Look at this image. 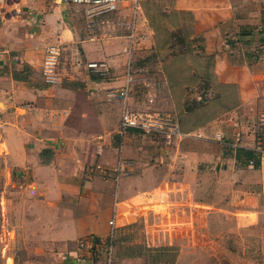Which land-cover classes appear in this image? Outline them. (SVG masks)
<instances>
[{
    "label": "crops",
    "instance_id": "obj_1",
    "mask_svg": "<svg viewBox=\"0 0 264 264\" xmlns=\"http://www.w3.org/2000/svg\"><path fill=\"white\" fill-rule=\"evenodd\" d=\"M255 1L264 10V0ZM71 7L60 0H0V264H103V251L80 249L79 241L106 242L111 232V264H116V232L133 222L129 219L144 216L147 221L161 206L174 218L180 211L190 219L195 198L209 207L198 200L194 187L199 170L210 164L220 163L221 170L240 176L241 167L252 170L264 194V127L259 128L264 109L258 106L264 101V35H252L250 23L233 16L234 1L175 3L176 9L193 14L203 55L213 57L214 89L233 91L235 107L213 119L218 121L197 117L194 122L195 114L187 113L184 103L199 100L189 90L204 82L189 79L190 73H199L193 67L172 66L178 78L159 74L158 85L166 83L173 113L168 114L185 118L181 132L190 136L169 147L161 138L134 130L117 136L124 102L108 95L124 86L129 64L134 72L135 34L114 55L107 41L83 40L75 33ZM231 21L239 23L234 33L227 30ZM260 21L264 24V17ZM49 45L61 48L55 84L42 73ZM89 63L105 64L108 76L88 69ZM135 97L131 86L130 109L145 102ZM193 139L202 145L191 146ZM207 139L219 146L216 159L204 144ZM242 148L260 154L258 169L238 163L236 151ZM119 159L128 167L117 176ZM196 213L208 218L206 210ZM169 230L165 226L158 232Z\"/></svg>",
    "mask_w": 264,
    "mask_h": 264
},
{
    "label": "rangeland",
    "instance_id": "obj_2",
    "mask_svg": "<svg viewBox=\"0 0 264 264\" xmlns=\"http://www.w3.org/2000/svg\"><path fill=\"white\" fill-rule=\"evenodd\" d=\"M178 1L181 0H140L135 15L130 3L109 15L92 16L86 8L79 6L70 9L75 33L83 40L93 37L107 41L105 43L112 48L114 55L118 54L119 44L126 41L127 36L135 34L133 91L136 99L141 98L145 102L131 107L132 110L173 114L169 111L166 98V83L164 87L160 86L158 78L162 74L164 79H168V69L164 71L163 66H195L202 73L196 75L200 79L204 77V72L211 70L206 57L191 52L192 38L197 37L194 17L190 11L176 9L175 3ZM229 1L235 2V7L229 11L233 12L234 17L250 23L248 28L252 35H264V24L260 21L264 17V10L258 8L255 0ZM227 27L228 31L234 33L239 23L231 21ZM199 78L192 77L196 80L194 84ZM197 88L189 91L191 94L196 92L198 97L201 88ZM263 102L258 104L261 111L264 109ZM212 103L217 104L216 101ZM212 103L201 112L214 110L210 117H222L225 111L218 109L217 105L213 107ZM251 108H248V112H253ZM246 119L250 120L249 115ZM262 127L264 124L259 121V128ZM215 142L207 139L204 144H208L210 154L216 159L219 146L213 144ZM202 143L193 139L190 144L195 147ZM220 166V163L217 167L210 164L208 168L199 170L194 193L203 205L209 207L203 208L195 198L190 206L194 209L190 219L182 218L180 211L176 214L178 217L174 218L173 212L168 214L167 208L161 206L156 214L153 212L154 217L151 214L147 221L144 216H135L129 219L133 220L132 223L119 228L115 237L116 264H121L123 259H129L128 264H264V198L258 197V194L264 195L262 187L255 180V174H250L252 170L241 167L240 176V173H229L226 168L221 170ZM196 210H206L208 218L203 220ZM239 211L243 212L242 217ZM245 211L252 215L244 214ZM158 215L163 218L162 221ZM165 226L170 227L167 234L159 233L161 227Z\"/></svg>",
    "mask_w": 264,
    "mask_h": 264
},
{
    "label": "built area",
    "instance_id": "obj_3",
    "mask_svg": "<svg viewBox=\"0 0 264 264\" xmlns=\"http://www.w3.org/2000/svg\"><path fill=\"white\" fill-rule=\"evenodd\" d=\"M139 1L140 0H60L63 5H72L86 8L87 11L92 16L99 15H109L119 12L120 8L127 3H130L132 6L133 14H137L139 10ZM133 34L130 35L131 40H133ZM93 39V38H92ZM61 48L58 45H49L45 48L43 64H42V73L44 80L47 83L55 84L57 83L58 77L56 74L58 59L60 56ZM128 70L124 76V86L118 91L111 90L109 92L110 98H119L124 102V107L120 115V124L117 132V136L121 139L125 133L129 130H134L139 132L143 136H152L161 138L163 140V145L165 147L171 146L172 142L179 140L183 137L190 135H185L181 132L179 124L175 118L164 112L153 111V110H132L127 106V100L131 91V86H133L134 78L130 64L128 65ZM87 68L97 72L102 77L108 76V68L103 63H89ZM152 103V99H149ZM197 137H201L197 135ZM217 140H222L223 135H217ZM127 164L120 162L114 170L115 174H125L127 169ZM114 224L113 220L110 221V226ZM112 232L110 237L105 242H97L95 238L89 237L86 239H81L79 241L80 249H87L90 253L99 249L103 251V264H111L112 262Z\"/></svg>",
    "mask_w": 264,
    "mask_h": 264
},
{
    "label": "trees",
    "instance_id": "obj_4",
    "mask_svg": "<svg viewBox=\"0 0 264 264\" xmlns=\"http://www.w3.org/2000/svg\"><path fill=\"white\" fill-rule=\"evenodd\" d=\"M173 37V36H172ZM187 36L185 35V38ZM183 41V37L181 38V43ZM192 43H193V48L192 47V53H194L195 55H197V53H199L201 56L206 57L209 60L210 63V68L213 67V57L212 56H205L203 55V47L201 46V38L200 37H193L192 38ZM178 56V54H177ZM175 56V57H177ZM199 57V56H197ZM175 66H180V65H175ZM166 69H164V71H166L168 69V71L166 73H169L168 76V80H174L177 79L178 76L175 72H172L171 70V65L170 66H163ZM184 67V66H183ZM190 67V66H189ZM194 68V70H197L199 73H190L189 74V79L193 81V83L196 80H193L192 77H198L196 75H201V71H199L197 67L195 66H191V68ZM204 77L202 79L199 78V80L203 81L204 83H202L201 85V91H200V98L199 100L196 101V99L194 98L192 102L190 103H184L186 105L185 107V111L188 112H192L195 114L194 118V122H196V120L198 121V118L204 117L205 120H203L204 122L206 121H211L213 118L209 116V114H211L214 110L212 111H205V112H201L204 107H206L208 104L212 103L213 101H216L217 104H213V107H215V105L218 106V109H222L223 111L227 112L232 110L235 107L234 104V99L233 97H235V93L233 91H230V89H225V88H221L219 91V93L217 91L213 92L214 90V86L215 84H213L214 82V76L212 73V70H207L206 72H204ZM209 73V75H208ZM172 74V75H171ZM198 81V80H197ZM184 105V106H185ZM177 122L179 124L180 129L182 128L181 126H184V123H188V121L185 118H179L177 119ZM194 124V123H192ZM193 126V125H192ZM182 131V129H181ZM236 159L238 161V163L243 164V165H249L251 164L252 167L254 169H258L260 167V154L255 152L254 150H248V149H237L236 151Z\"/></svg>",
    "mask_w": 264,
    "mask_h": 264
}]
</instances>
